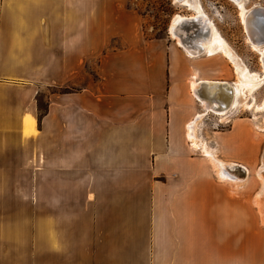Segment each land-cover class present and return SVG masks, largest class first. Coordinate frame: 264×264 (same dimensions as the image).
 Segmentation results:
<instances>
[{
	"label": "crops",
	"instance_id": "crops-1",
	"mask_svg": "<svg viewBox=\"0 0 264 264\" xmlns=\"http://www.w3.org/2000/svg\"><path fill=\"white\" fill-rule=\"evenodd\" d=\"M128 1L0 0V264H264V176L189 153L197 55Z\"/></svg>",
	"mask_w": 264,
	"mask_h": 264
},
{
	"label": "rangeland",
	"instance_id": "rangeland-1",
	"mask_svg": "<svg viewBox=\"0 0 264 264\" xmlns=\"http://www.w3.org/2000/svg\"><path fill=\"white\" fill-rule=\"evenodd\" d=\"M199 1L229 48H232L231 50H234L233 52L241 58V63H244L243 65L249 71L262 76L261 54L249 44L239 15L240 10L234 2L232 0ZM128 5L141 13L146 37H167L170 42H176L169 33L173 17L177 14L188 16L194 13L191 8L174 0H129ZM253 5L264 7V0H245L244 6L247 8ZM191 24L195 27L202 25L197 22ZM187 60L194 66L189 76V95H191L190 84L193 74L201 79H217L226 82H233L237 78L232 62L222 52L212 55L201 52L194 57L187 55ZM53 89L65 91L68 88ZM53 89L45 88L39 96L41 108L45 104L43 95ZM245 101V104L239 105L226 118L207 111L198 121V127L196 126L197 145L192 144L188 139L189 153L193 156L205 157L211 164L213 172H234L239 176L251 173L255 177L259 173L264 176V80L249 95H246ZM195 109L194 113L202 111L203 108L196 105ZM236 131H240V135L236 134L235 138H247L249 147L245 150L236 149L235 155L228 154L224 142Z\"/></svg>",
	"mask_w": 264,
	"mask_h": 264
},
{
	"label": "bare ground",
	"instance_id": "bare-ground-1",
	"mask_svg": "<svg viewBox=\"0 0 264 264\" xmlns=\"http://www.w3.org/2000/svg\"><path fill=\"white\" fill-rule=\"evenodd\" d=\"M174 1L187 6L189 9L191 8L194 12L188 16L177 14L173 17L169 27V33L174 39H176V42L189 55H198L201 52L212 55L216 52H222L232 62L237 76L236 80L233 82H226L225 80L223 81L217 79H200L201 81L198 84L199 88L197 89V85H195V82L191 80L193 94L198 97L203 109L191 120H189L186 128L187 137L192 144L197 145V123L207 111L226 118L229 114L233 113L239 105L245 104L246 95H249V93H251L256 86L263 82L264 42L257 39V25L256 23L253 24V21H251L252 13L247 16L248 9L244 6L245 0H232L240 10L239 15L241 17V22L243 23V28L249 44L253 47V49L257 50L261 54L263 75L260 76L249 71L247 67L243 65L244 63H241V58L233 52L234 50H231L232 48H229L227 42L221 34H219L214 22L202 9L199 0ZM191 20L202 25L199 27L192 26ZM249 26L252 28V37L250 36L251 34L248 30ZM253 26H255V28ZM198 30L201 31L198 33Z\"/></svg>",
	"mask_w": 264,
	"mask_h": 264
},
{
	"label": "water",
	"instance_id": "water-1",
	"mask_svg": "<svg viewBox=\"0 0 264 264\" xmlns=\"http://www.w3.org/2000/svg\"><path fill=\"white\" fill-rule=\"evenodd\" d=\"M251 21H253V24L256 23L257 25H255L258 33L257 39L264 42V7L258 6L256 8H253ZM191 22H193V20H191ZM255 26L253 27L255 28ZM248 30L251 34L252 28L250 26ZM250 36L252 37V34Z\"/></svg>",
	"mask_w": 264,
	"mask_h": 264
},
{
	"label": "flooded vegetation",
	"instance_id": "flooded-vegetation-1",
	"mask_svg": "<svg viewBox=\"0 0 264 264\" xmlns=\"http://www.w3.org/2000/svg\"><path fill=\"white\" fill-rule=\"evenodd\" d=\"M245 7H246V6H245ZM256 7H258V6H257V5H253V6L249 7V8L246 7V8L248 9V10H247L248 13L246 12V13H247V16H249V14L252 13L253 8H256ZM233 67H234V66H233ZM234 71H235V70H234Z\"/></svg>",
	"mask_w": 264,
	"mask_h": 264
},
{
	"label": "trees",
	"instance_id": "trees-1",
	"mask_svg": "<svg viewBox=\"0 0 264 264\" xmlns=\"http://www.w3.org/2000/svg\"><path fill=\"white\" fill-rule=\"evenodd\" d=\"M39 109H40V108H39ZM44 110H45V109L40 110V112H39V116L44 112Z\"/></svg>",
	"mask_w": 264,
	"mask_h": 264
}]
</instances>
